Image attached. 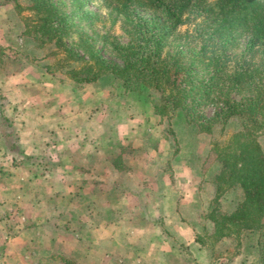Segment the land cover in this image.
I'll return each instance as SVG.
<instances>
[{"label": "trees", "instance_id": "trees-1", "mask_svg": "<svg viewBox=\"0 0 264 264\" xmlns=\"http://www.w3.org/2000/svg\"><path fill=\"white\" fill-rule=\"evenodd\" d=\"M4 4L11 5L17 25L14 31L15 18L7 21L2 56L12 61L22 57L40 73L38 79L68 80L74 90L107 77L127 92L155 91L153 112L170 126L174 155L179 149L174 117L180 115L208 134L215 128L222 134L235 121L237 127L226 139L211 143L217 165L214 196L202 215L210 224L202 225L195 241L213 255L215 241L233 235L238 250L254 254L248 264H264V0L0 1ZM139 10L151 15L136 18ZM192 23L191 30L179 29ZM116 27L125 32V41L115 36ZM14 32L22 41L16 47L9 39ZM242 39V54L233 53ZM207 106L213 108L208 116L203 113ZM55 143L46 142L47 152L26 155L20 163L34 177L52 164L65 168L71 161L58 155L53 163L57 156L48 154ZM106 160L116 169L123 165L121 153ZM233 189L239 191L236 203L221 210L220 201ZM67 208L74 211L72 204ZM77 222L69 218L68 228ZM60 258L66 260L55 257Z\"/></svg>", "mask_w": 264, "mask_h": 264}, {"label": "rangeland", "instance_id": "rangeland-1", "mask_svg": "<svg viewBox=\"0 0 264 264\" xmlns=\"http://www.w3.org/2000/svg\"><path fill=\"white\" fill-rule=\"evenodd\" d=\"M20 1L25 4V0ZM88 8L96 9L95 4L88 5ZM149 14L140 10L135 12L136 18ZM12 18L15 19L11 28L16 31L14 25H17V18L14 11H11V5H0L1 47L7 45V21ZM192 27L193 23L179 29L185 31ZM114 34L120 41L126 40L125 32L119 27H116ZM9 39L12 47L22 44L15 32L10 34ZM240 44L241 47L233 53L242 54L245 40L242 39ZM20 58L18 61L13 60V63L12 57L6 58L0 53V133L3 136L0 137V217L15 216L13 201L20 190L29 192V197L36 193L35 190L30 192V188L21 183L43 182L42 179L37 180L27 166L20 163L23 161V153L29 152L35 144L43 154L47 152L44 144L54 138H59V141L48 151V154L57 156L53 163L60 160L58 155L62 160L71 162L67 165L68 173L65 172L67 167L62 171L52 164L49 171L52 178L48 183H87V188L83 189L84 194L80 195L83 203L81 208L85 214L91 215L95 208L102 209V205L108 201L117 204L119 199L123 200L125 191L126 197H131L133 194L127 191L137 190V183H189L188 190L192 194L197 192L195 215L201 217L212 206V180L217 165L209 150L211 143L218 139L223 141L236 129L235 121H230L222 134L219 128L208 134L198 132L197 127L182 116L174 117L172 129L179 145L174 155L173 138L167 133L170 126H167L165 118L153 112V103L157 100L155 91L143 89L127 92L120 86L114 87L107 77L74 90L68 80L60 83L58 77L51 81H41L38 79L40 73ZM212 112L211 106L203 109L206 116ZM127 129H131L130 133ZM261 143L264 149V136ZM120 151L124 161L117 169L92 155L96 152L114 157ZM89 154L92 156L89 157ZM76 164L78 167L75 169ZM119 182L127 183L126 187L113 186ZM151 188L138 190L139 196L147 199L153 190H157L156 187ZM184 188H180L181 192ZM3 189H7V195L1 193ZM72 190L71 187V194L66 200L67 214L64 215L67 220L71 217L67 207L75 200ZM223 197L220 209L229 211L236 203L239 191L233 189ZM46 200L51 205L58 203L59 197L49 194ZM5 221L9 228L14 219L8 217ZM94 221L99 222L96 228L99 235H95H105V223L97 218ZM83 226V237L91 244L92 225L86 220ZM228 237L215 241L213 263H250L254 254L248 249L238 250L239 245L233 235Z\"/></svg>", "mask_w": 264, "mask_h": 264}, {"label": "crops", "instance_id": "crops-1", "mask_svg": "<svg viewBox=\"0 0 264 264\" xmlns=\"http://www.w3.org/2000/svg\"><path fill=\"white\" fill-rule=\"evenodd\" d=\"M127 131L130 133L131 129ZM54 139L59 141V138ZM41 153L34 144L23 157ZM119 153L124 161L122 152ZM95 157L112 166L104 154L95 152ZM49 171L37 177L43 180L41 183H21L36 193L29 197V192L20 190L13 201L15 216L0 217V264H67V259L72 264H214L211 250L195 241V234L202 225L210 223L205 222L202 215H195L197 192L192 194L188 190L189 183H137V190L127 191L133 194L131 197H126L125 191L123 200L119 199L117 204L108 201L102 209H93L90 215L82 210L80 196L88 184L60 180V183H48L52 178ZM126 184L119 182L113 186L125 188ZM182 186L185 188L181 192ZM71 187L75 200L74 211H70L69 216L78 221L76 228H68L64 215ZM148 187L157 190L147 199L140 197L138 190ZM2 191L7 195V189ZM49 194L59 197L57 205H49L46 200ZM26 199L29 201L25 202ZM8 217L14 219L9 228L5 221ZM95 218L105 223V235L101 237L95 235H99L96 229L99 222L95 223ZM86 220L92 225L91 244L83 237ZM57 255L66 260H56Z\"/></svg>", "mask_w": 264, "mask_h": 264}]
</instances>
